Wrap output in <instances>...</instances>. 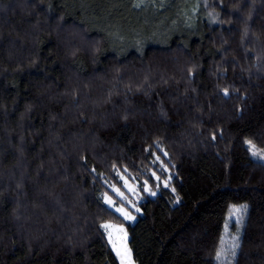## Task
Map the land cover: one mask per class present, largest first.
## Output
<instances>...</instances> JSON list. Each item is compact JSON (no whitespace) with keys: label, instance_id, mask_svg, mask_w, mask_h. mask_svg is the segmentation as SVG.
I'll list each match as a JSON object with an SVG mask.
<instances>
[{"label":"trees","instance_id":"trees-1","mask_svg":"<svg viewBox=\"0 0 264 264\" xmlns=\"http://www.w3.org/2000/svg\"><path fill=\"white\" fill-rule=\"evenodd\" d=\"M138 3L0 0V264H264V0Z\"/></svg>","mask_w":264,"mask_h":264},{"label":"snow or ice","instance_id":"snow-or-ice-1","mask_svg":"<svg viewBox=\"0 0 264 264\" xmlns=\"http://www.w3.org/2000/svg\"><path fill=\"white\" fill-rule=\"evenodd\" d=\"M141 3H143V0H140V3H138L136 5V7H140L141 6ZM198 7V6H197ZM205 7H207V4H205ZM209 15L211 16L212 14L209 13ZM224 93L225 95H227V89L224 90ZM213 139H215V136L212 137ZM248 144L250 146V149H254L255 146L252 144L251 141H248ZM252 155L254 157H258L259 159L261 160H264V152H257L255 150L252 151ZM159 160V157H156V160H154L153 162L155 163L156 161ZM154 176H155V173L153 172L152 173ZM121 180H123L124 182V187L128 189L129 192H134L135 189L132 187L131 184H129L128 182V179H126L124 176H121L120 177ZM132 179L134 180L135 177H132ZM157 180H159V177H157ZM165 186H167V182H165ZM144 187H145V190H147V181L144 182ZM112 189L113 191L121 197V199H123V193H121L119 191V189L115 188L114 186H112ZM153 195L155 193H152ZM106 199V202L109 203L110 205L113 203L112 200L110 198H105ZM245 210H246V206H244ZM117 212H120L126 219H132L131 215L122 207H117L115 209ZM240 215L237 217V223H240L241 220V216L244 214L243 211L241 210H237ZM102 227L108 231L109 229H112L113 231L115 232H118L120 233L121 235H119L116 240H113L112 237H113V232L112 231H108V236H109V239L110 241L112 242V247L113 249L115 250L116 252V255L119 257L120 259V264H133V260H132V257H131V251L130 249L127 248V245L123 242L125 239H126V234L124 233V230L122 227H117L115 225H111V224H108V223H105L102 225ZM117 240L120 241V243H117ZM223 243V241H222ZM240 247V237L239 235H236V236H233L231 238V244L229 246V249L228 251L231 252V255L232 257L234 258L235 255H236V250ZM216 260L217 261H223V260H226V256H225V249L221 248L220 250H218L216 252Z\"/></svg>","mask_w":264,"mask_h":264},{"label":"rangeland","instance_id":"rangeland-1","mask_svg":"<svg viewBox=\"0 0 264 264\" xmlns=\"http://www.w3.org/2000/svg\"><path fill=\"white\" fill-rule=\"evenodd\" d=\"M151 1H157V0H146V5H149ZM161 1H164V0H161ZM189 1L190 0H181L182 3L183 2L186 3V2H189ZM181 23L185 27L188 26V21L185 18L184 14H183V16L181 18ZM122 182H123V180H122ZM128 182H129V184L132 185V187L135 189V191L134 192H129L128 189L125 188L124 186H123L122 189L117 188V189H119V191L121 193H123V197L124 198L121 199V197L118 196L112 189V192H113L115 198H110L112 200V202H113L111 205L109 203H107V202H106V204L111 209H113L114 211H116L115 209L117 207L124 208L131 215L132 219H126L120 212H117V211L116 212L118 214H120L121 216H123L126 219L127 222H129L130 224H133L136 221V219H137V214L136 213L140 214V212H141L139 207L137 206V204L141 201L142 198H144L143 197V195H144L143 193H146V194L151 195V196H154V195L150 192L148 185H147V190H145L144 185L141 186L139 183L132 182L130 180H128ZM123 185H124V182H123ZM237 210H235L233 214H239V212ZM235 218H237V217H235ZM117 227H120V226H117ZM123 230H124V233L126 234V239L123 242L127 245V248L130 249L129 245H128V234H127V232L125 231L124 228H123ZM108 231H112L113 232V237H112L113 240H116V238L119 235H121L120 233L115 232L112 229H109ZM108 231H107V233H108ZM108 238H109V236H108ZM225 239H226V237H225ZM109 243H110L111 248L113 249L112 242L110 241V239H109ZM117 243H120V241L117 240ZM230 244H231V240H226V248H225L226 260L231 259V256H232L231 252L228 251ZM113 251H114V253L116 255V252H115L114 249H113ZM130 251H131V249H130ZM116 257H117V259H118V261L120 263L119 257L117 255H116ZM131 257H132V252H131ZM132 260H133V264H137L134 261L133 257H132Z\"/></svg>","mask_w":264,"mask_h":264}]
</instances>
